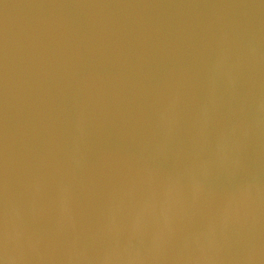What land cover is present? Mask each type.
<instances>
[{"label": "water", "instance_id": "water-1", "mask_svg": "<svg viewBox=\"0 0 264 264\" xmlns=\"http://www.w3.org/2000/svg\"><path fill=\"white\" fill-rule=\"evenodd\" d=\"M0 264H264V0H0Z\"/></svg>", "mask_w": 264, "mask_h": 264}]
</instances>
